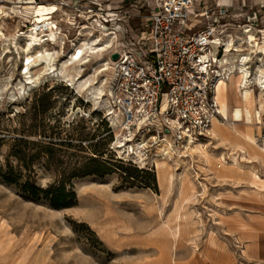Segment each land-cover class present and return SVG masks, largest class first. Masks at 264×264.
<instances>
[{
	"label": "rangeland",
	"instance_id": "374dc122",
	"mask_svg": "<svg viewBox=\"0 0 264 264\" xmlns=\"http://www.w3.org/2000/svg\"><path fill=\"white\" fill-rule=\"evenodd\" d=\"M13 1L26 0H0V7ZM75 13L69 3L54 14L64 43L56 59L69 53ZM13 15L14 21L5 19L3 32L30 27L27 14ZM262 26L259 20L257 29ZM261 34L254 35L257 42ZM24 43L23 36L15 43L0 40V264H180L212 255L226 263V254L237 263L264 264L248 255L259 230L255 225L264 218V110L260 122L253 117L236 123V129L253 137L258 152H243L246 142L236 129L226 138L209 131L207 138L168 149L167 155L157 136L136 134L128 143L134 150H125L112 145L115 134L104 116L103 96L94 102L89 90L67 85L61 80L66 78L41 65L32 68L38 80L25 83L20 73ZM45 44L49 50L59 48ZM245 47L254 74L255 51ZM99 57L90 58L80 73L93 74L105 92ZM248 84L253 108L259 109L264 90L253 80ZM122 135L120 130L118 141ZM197 143L209 161L197 153ZM233 155L238 168L230 164ZM156 161H164L173 173L170 187L157 180ZM228 166L237 170L223 172ZM180 176L192 185L189 201L178 193ZM28 181L40 187L64 185L74 196L68 197L69 206L54 208L46 198L28 193Z\"/></svg>",
	"mask_w": 264,
	"mask_h": 264
},
{
	"label": "built area",
	"instance_id": "2783aa9c",
	"mask_svg": "<svg viewBox=\"0 0 264 264\" xmlns=\"http://www.w3.org/2000/svg\"><path fill=\"white\" fill-rule=\"evenodd\" d=\"M58 4L67 6L69 2L59 0ZM146 4V19L133 38L125 24L130 14L118 5L72 3L78 23L69 46L79 45L82 41L76 37L84 35V39L93 38L90 42L110 41L111 48L102 51L103 58L98 60L112 70L109 77L107 69L100 71L107 106L104 116L110 127V117L119 116L124 131L120 143L128 145L136 134L149 139L157 136L167 148L162 155H167L168 149L209 136L212 119L221 116L216 85L230 72L226 43L239 32L256 34L261 14L251 9L239 23L230 13V4L208 5L201 0ZM113 53L116 59H112ZM155 118L159 126L153 122ZM114 143L118 147L116 136Z\"/></svg>",
	"mask_w": 264,
	"mask_h": 264
},
{
	"label": "bare ground",
	"instance_id": "6f19581e",
	"mask_svg": "<svg viewBox=\"0 0 264 264\" xmlns=\"http://www.w3.org/2000/svg\"><path fill=\"white\" fill-rule=\"evenodd\" d=\"M17 2L19 1H13V5L8 7L4 5L0 7V13L4 15V17L0 16V40H13L15 43L19 36H23L25 43L22 46V51L25 53L23 58L25 59V62L21 63L20 73L24 75L26 79L25 83L36 82L38 80L39 73H33L32 68L41 65V68L44 70L51 69L56 75H61L69 80L71 84L76 86L77 90H89L92 100L98 102L97 99L104 96L103 86L100 84L96 85L97 81L94 80L93 74H88L84 77L80 72L83 70V65L88 62L90 58L102 56V51L108 50L107 48L111 46L110 41L97 43L96 41L90 42L93 38H78L81 39L82 42L79 45L74 46V44L71 47L68 57H66L67 53L63 55V58L56 59L57 55L63 52L64 45L54 17V14L60 10L58 2L44 3L35 0H26L23 4L18 5ZM13 13L16 16H24V14H27L31 25L22 32L17 30L12 34H6L1 28L5 27L7 24L5 19H11V21H14ZM257 31L262 33V41L257 42L254 36L255 33L246 30L239 32L235 39H229L226 43V62L228 61L227 65L230 72L226 80H220L216 85V95L220 98L219 111L224 121L221 122L218 118L212 119L210 131L213 136L226 138V134L230 132L231 129H236V123L238 121L249 123L254 117L257 122H260V109L264 110V103H259V109L253 108L254 97L252 89L248 84L253 80V82L259 86L260 90H264V26ZM43 36L47 38V42L49 40L51 41L50 43L59 45V48L53 50L47 49L45 47V41H43L45 39ZM244 44L246 47L248 46L251 50L255 51L256 59L254 61V74H252L251 65L249 64L251 58L250 53L242 52ZM33 48H35V50H32ZM83 53L85 54L83 55ZM99 58L96 61L100 60ZM56 60L59 62L57 66L55 65ZM100 66H103V68H100L97 71L107 69V76L109 77L112 71L111 68L109 66L105 67L106 63L99 64L98 67ZM19 84L20 87L23 88L21 81H19ZM110 122L115 136H118L121 130L119 116L113 115L110 117ZM153 122L159 126L158 118L153 119ZM236 130L239 131V134L246 142V146L241 147L243 152L247 150L258 152L253 137L244 131H240L239 129ZM118 142L119 148H124L125 150L130 151L134 150L131 145L120 143V140ZM201 146L202 145L199 143L194 145L197 153L204 157L207 162L210 159L208 154L202 150ZM134 153L138 154L137 151ZM230 161L231 165L235 164L237 168L239 167L234 155L231 157ZM236 167L228 166L223 172L236 171ZM155 172L159 182H164L167 187L172 185L173 173L170 172L164 161H156ZM254 177L259 178L256 173L254 174ZM178 193L183 196L184 201H189L193 196L191 183L188 179L181 178V176L179 177L178 182Z\"/></svg>",
	"mask_w": 264,
	"mask_h": 264
},
{
	"label": "crops",
	"instance_id": "0c3cea01",
	"mask_svg": "<svg viewBox=\"0 0 264 264\" xmlns=\"http://www.w3.org/2000/svg\"><path fill=\"white\" fill-rule=\"evenodd\" d=\"M40 2H55L57 0H39ZM69 3L74 2H96L102 4H110V5H118L122 8L123 11L130 14L129 19L125 22L126 27L128 29L129 34L135 38L136 33L139 29V26L146 19V12L148 10L146 2L149 4L153 3V0H66ZM203 3L208 5L214 4H230L234 9H240L239 12L231 13L232 17L237 16L241 17L247 14L251 9L259 10L261 14V21L264 22V0H201ZM125 3V5H124ZM139 4V5H137ZM126 6V7H125ZM243 10V11H241ZM143 11V12H142ZM240 15V16H239ZM134 18L137 21L136 26H132L135 22ZM263 18V20H262ZM258 229L255 232V242H254V250L253 253L248 254L250 258H254L255 261H264V218L258 221V224L255 225ZM251 245L249 248L251 249ZM215 256H207L206 260H202L200 258L193 259L191 261L183 260L180 264H243L242 262L237 263L230 254H226V263L217 261Z\"/></svg>",
	"mask_w": 264,
	"mask_h": 264
},
{
	"label": "trees",
	"instance_id": "16d2710c",
	"mask_svg": "<svg viewBox=\"0 0 264 264\" xmlns=\"http://www.w3.org/2000/svg\"><path fill=\"white\" fill-rule=\"evenodd\" d=\"M112 141V140H111ZM3 176V175H2ZM4 179H11L9 176L4 175ZM28 186V193L33 197H43L48 200L50 206L54 208L67 207L70 203L67 201L68 197L74 196V192L68 191L64 185L55 187L53 184L47 187H40L32 182L26 183Z\"/></svg>",
	"mask_w": 264,
	"mask_h": 264
},
{
	"label": "water",
	"instance_id": "95a60500",
	"mask_svg": "<svg viewBox=\"0 0 264 264\" xmlns=\"http://www.w3.org/2000/svg\"><path fill=\"white\" fill-rule=\"evenodd\" d=\"M111 57H112V59H116V58H117V54H116V53H113V54L111 55Z\"/></svg>",
	"mask_w": 264,
	"mask_h": 264
}]
</instances>
